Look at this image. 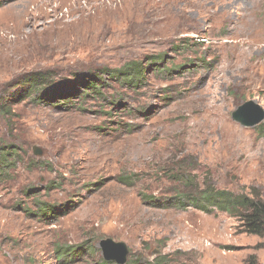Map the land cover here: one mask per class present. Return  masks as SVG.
Masks as SVG:
<instances>
[{"label":"rangeland","instance_id":"rangeland-1","mask_svg":"<svg viewBox=\"0 0 264 264\" xmlns=\"http://www.w3.org/2000/svg\"><path fill=\"white\" fill-rule=\"evenodd\" d=\"M247 101L264 110V0H0V264H101L104 239L126 264H264L228 213L146 200L178 176L264 201Z\"/></svg>","mask_w":264,"mask_h":264},{"label":"trees","instance_id":"trees-1","mask_svg":"<svg viewBox=\"0 0 264 264\" xmlns=\"http://www.w3.org/2000/svg\"><path fill=\"white\" fill-rule=\"evenodd\" d=\"M128 70L124 68L122 71ZM133 73L118 72L120 76H136L139 77L141 73V67H135L132 69ZM30 87L34 90H38L43 84L46 83V77L41 73L31 75L26 78ZM92 89H99L96 84H93ZM73 96L68 95L63 99H71ZM1 108V107H0ZM14 157L17 154V150L13 145L5 146L0 148V167L5 165L6 158ZM176 182L182 186V189L175 190V194L169 200L164 198L158 199L154 196L146 197L149 203L158 208L169 209L170 207H180L186 209L189 205L196 207L197 209L204 211L208 214L214 213V210L220 212H226L232 217L239 219L242 223L244 231L248 234L264 236V201L259 196L254 195L253 197L246 194H235L226 190H219L214 186L207 185L204 188L198 187V181L196 179L188 182H181L178 176L175 178ZM101 264H114L102 260ZM245 264H259L256 256H250Z\"/></svg>","mask_w":264,"mask_h":264},{"label":"water","instance_id":"water-1","mask_svg":"<svg viewBox=\"0 0 264 264\" xmlns=\"http://www.w3.org/2000/svg\"><path fill=\"white\" fill-rule=\"evenodd\" d=\"M232 119L244 127H253L264 119V110L254 101H247L240 105L232 114ZM34 154L42 155L39 147L35 146ZM100 247L105 261L116 264H126L129 255L128 246L123 242H116L113 239H104Z\"/></svg>","mask_w":264,"mask_h":264},{"label":"bare ground","instance_id":"bare-ground-1","mask_svg":"<svg viewBox=\"0 0 264 264\" xmlns=\"http://www.w3.org/2000/svg\"><path fill=\"white\" fill-rule=\"evenodd\" d=\"M246 41V40H245Z\"/></svg>","mask_w":264,"mask_h":264}]
</instances>
